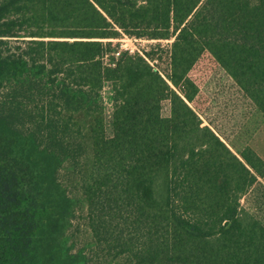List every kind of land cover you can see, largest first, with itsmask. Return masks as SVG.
I'll return each mask as SVG.
<instances>
[{"label":"trees","instance_id":"1","mask_svg":"<svg viewBox=\"0 0 264 264\" xmlns=\"http://www.w3.org/2000/svg\"><path fill=\"white\" fill-rule=\"evenodd\" d=\"M255 116L264 0H0V264H264Z\"/></svg>","mask_w":264,"mask_h":264},{"label":"rangeland","instance_id":"2","mask_svg":"<svg viewBox=\"0 0 264 264\" xmlns=\"http://www.w3.org/2000/svg\"><path fill=\"white\" fill-rule=\"evenodd\" d=\"M108 41V40H106ZM114 45H118L121 50H129L131 52H143L145 49H149L150 45L161 43L164 49H169L172 40H147L131 38L126 35H122L117 39L111 40ZM167 68L166 65L163 66ZM105 100L107 106V113L111 116L113 105L111 101V87L106 86L105 88ZM243 142L249 143V145L260 155L264 160V119L255 116L247 124L246 129L243 133ZM62 180L65 184L68 183L70 176L66 171H62ZM241 203L244 208L249 210L251 213L256 215L264 223V180L259 179L258 183L249 191L247 195L243 197ZM72 232L78 239L79 246H82L86 241L89 240L87 231L85 229L84 220L82 216L73 222Z\"/></svg>","mask_w":264,"mask_h":264}]
</instances>
